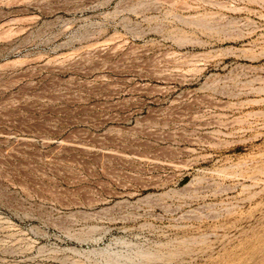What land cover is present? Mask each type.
I'll list each match as a JSON object with an SVG mask.
<instances>
[{
	"label": "rangeland",
	"instance_id": "rangeland-1",
	"mask_svg": "<svg viewBox=\"0 0 264 264\" xmlns=\"http://www.w3.org/2000/svg\"><path fill=\"white\" fill-rule=\"evenodd\" d=\"M0 264H264V0H0Z\"/></svg>",
	"mask_w": 264,
	"mask_h": 264
}]
</instances>
